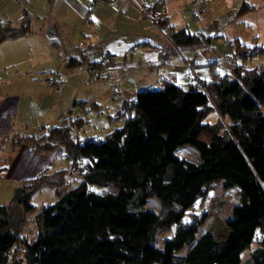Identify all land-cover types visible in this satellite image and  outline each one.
<instances>
[{
  "label": "trees",
  "instance_id": "obj_1",
  "mask_svg": "<svg viewBox=\"0 0 264 264\" xmlns=\"http://www.w3.org/2000/svg\"><path fill=\"white\" fill-rule=\"evenodd\" d=\"M204 28L171 27L167 53L207 45L212 33ZM31 30L26 14L0 22V41ZM228 42L224 71L215 69L213 56L201 63L210 69L208 78L191 74L180 83L160 73L156 86L120 102L109 118L122 123L102 136L72 134L81 117L34 134L38 150L61 144L70 161L16 185L10 201L0 203V264H242L244 248L246 264H264V45L237 37ZM256 54H263L261 60L249 63ZM209 109L217 113L214 122L203 119ZM184 143L195 147L196 161L175 154ZM83 157L90 162L82 165ZM220 179L223 187L237 186L238 200L223 218L228 233L197 235L219 207L221 199L208 189ZM45 185L56 198L37 210L34 230L22 232L25 219L15 224L11 205L31 210L33 194ZM151 195L157 210L136 208ZM206 196L199 214L182 217ZM172 226L157 246V232Z\"/></svg>",
  "mask_w": 264,
  "mask_h": 264
},
{
  "label": "crops",
  "instance_id": "obj_2",
  "mask_svg": "<svg viewBox=\"0 0 264 264\" xmlns=\"http://www.w3.org/2000/svg\"><path fill=\"white\" fill-rule=\"evenodd\" d=\"M239 1L109 0L91 7V0H0V22H15L23 14L32 21L29 33L0 41V171L23 181L45 170L67 167L70 160L63 145L41 151L31 139L33 135L41 134L51 125L68 123V117H81L71 128L72 134L81 135L79 123L88 121L93 111H99V102L106 101L105 108L113 109L106 111L109 118L122 100L131 97L137 88L149 86L147 82L156 79L155 72L185 83L194 73L193 64L188 56L182 57L181 63L171 61L177 52L169 49L167 53V32L171 27L202 30L217 17L223 20L225 29L218 26L215 33H209L210 38L223 36L228 41L237 37L246 43L264 45V21L258 23L252 13L264 7V0H247L250 7L243 13L235 10ZM141 4L150 6L148 14L139 11ZM238 23L244 31L237 29ZM80 42L83 52L79 49ZM105 51L114 53L115 60L99 64L98 71L114 73L117 94L107 81L86 82L89 69L83 58L100 61ZM71 57L74 59L69 65ZM74 60L78 62L72 65ZM53 73L61 79L60 90L45 84L46 77ZM210 75L207 66L203 75L197 76ZM75 83L84 85L82 90L86 94L73 96L77 107L69 108L66 115L65 106L70 103L62 88L71 85L75 89ZM75 108L77 116H72ZM58 155L66 160L55 166ZM14 183L9 182L12 186Z\"/></svg>",
  "mask_w": 264,
  "mask_h": 264
},
{
  "label": "rangeland",
  "instance_id": "obj_3",
  "mask_svg": "<svg viewBox=\"0 0 264 264\" xmlns=\"http://www.w3.org/2000/svg\"><path fill=\"white\" fill-rule=\"evenodd\" d=\"M249 7L250 6H248L247 0H244V1L240 0L239 5H238V7L235 8V10L238 9V11L240 13L241 12L243 13L244 11L249 9ZM240 8H241V10H240ZM252 13L256 17V19H258V23H262L264 21V7L261 6L258 10L253 11ZM229 16L227 15L226 17L228 18ZM195 19H196V17H195ZM209 23L206 24V28H204L205 33H215V31H217V29H218V26L222 27L223 30L225 29V26L223 24V20H218L217 17H216V19L210 20ZM235 25H236L237 29H241L240 31H242V30L244 31V28H243L241 23H238ZM248 34H249V32L247 33V35ZM206 44L207 45H204V44L200 45L197 49L198 51H196V52L192 48H188V47L182 48L181 51H177L175 54H173L174 56L172 57L171 61L173 63H181L183 61L182 57H184V59H185L188 56V57H190L188 59V61L195 62V63L199 62V64L198 63L193 64V67H192L193 71H194L193 74L202 76L203 71L207 70V66H208L206 64H201L202 61H205L207 59V57L208 58L213 57L214 54L217 53L218 61L214 62V65L216 66L215 69L217 68L218 71H220V72L224 71L226 69L227 65H229L228 64L229 59H228V57H226L223 54L229 52L232 48L229 45V42L223 36L222 37L221 36L220 37H218V36L214 37L213 36L212 38H210L208 43L206 42ZM211 47H212V49H211ZM186 53L188 55H186ZM208 54H210V55H208ZM262 55L263 54L254 55V57L252 58V60L249 61V63L256 62V59H258V58H259V60H261V58L263 57ZM160 65L163 66L162 64H160ZM152 74L149 73L148 76H152ZM155 75H156V79H154L150 82L149 81L147 82L149 86H156L157 85L156 81L159 79L160 73L155 72ZM74 85H75V89L70 88L71 85H69V86L67 85V87L62 88L63 95L66 97L67 101L70 103L69 106L68 105L65 106V114L66 115L71 110V109L69 110V108H72L73 106H76L78 104L76 102L73 103V96L74 95L75 96L76 95L84 96L86 94V92H84L82 90V88H85L84 85H79L77 83H75ZM80 91H82L81 94H80ZM91 94H93V93H91ZM88 97H90V96H88ZM99 103L101 105L99 111H93L92 117L88 121L83 120V122L79 123V126L81 128L78 130L81 132L82 137H84L86 134H89V133H92V134L97 135V136H102V135H104V133L106 131H109L114 126L120 125L122 123L121 118L119 120L118 119L110 120L108 118L106 111L109 110L110 108L109 109H108V107L105 108L106 107L105 105H107L106 101H103V102L101 101ZM75 110H77V109L75 108L73 110L72 116H77V113ZM80 110L81 109L79 107L78 111H80ZM111 111H113V109ZM203 119L206 121H209V122L216 121V119H217L216 111L213 109H209ZM69 120H70V117L67 118L68 122H69ZM225 120H228L227 117L225 118ZM79 131H78V133H79ZM74 134H76V133H74ZM174 152L178 156H182L183 158H186L188 160L196 161V156H195L196 155V149L193 145H191L189 143H184V144L178 146ZM64 157L65 156H63V155H58L56 157V160H55V163H56L55 166L63 165V163H65V160H66ZM65 177H66V180H71V181L74 180V179H72V176L66 172H65ZM11 180L15 181L13 186L9 184V182H11ZM25 181L26 180H23V181L20 179L17 180L16 176H13V177L8 176V175H6V173H3L0 171V203L9 202L12 195H13L15 186L18 184H22ZM221 182H222V180L220 179L212 187H210L208 189V195H211V194L217 195L221 199V202L219 204L217 211L212 216H209L203 223L200 224L197 235L202 233L204 230H208L214 235V237L224 238L228 233V228L224 225L223 218L230 215V207L233 203L237 202L238 193L236 190V188H237L236 185L223 187ZM16 183H18V184H16ZM207 197L208 196H206L203 200H201L200 197H197L195 199V201L193 202V204L191 206H189V208L187 209V212L184 213V215L182 217L184 219L185 218L191 219L194 217L193 214H196V215L199 214L200 211L204 208V205L206 204ZM55 198H56V195H55V192L53 190V187H50L49 185H45V186L41 187L39 190H37L33 194L32 198H31V203L34 204V207L31 210L25 211L22 209L21 206L19 208H17L15 203H12V205H11L12 219H13L12 221L15 224H20V222L25 219V221H23L21 223V224H23V226L21 227L22 232L30 233L29 231L34 230V229H30V228L35 227V225H34L35 221L33 218H34V215L37 212V210L40 209V207L42 206L43 203H45V204L50 203V202L54 201ZM136 208H150L153 210H157L158 209V200L154 195L148 196L146 201H144V203L138 204ZM173 228L174 227L172 226L171 228H166L164 230L162 229V230L158 231L156 236H155L154 243L157 246L161 247L163 237L170 235V233L173 231ZM258 233H259V230L256 229L255 234L258 235ZM253 242L254 241H252L250 245H253L254 244ZM247 255H248V248H244L240 253V258H241L242 264H246V262H244V258ZM181 264H184V263H181Z\"/></svg>",
  "mask_w": 264,
  "mask_h": 264
},
{
  "label": "built area",
  "instance_id": "obj_4",
  "mask_svg": "<svg viewBox=\"0 0 264 264\" xmlns=\"http://www.w3.org/2000/svg\"><path fill=\"white\" fill-rule=\"evenodd\" d=\"M109 0H91V4L90 6L92 7L93 4L96 3H102V2H107ZM90 7V8H91ZM139 11L142 14H148L149 10H150V6L148 4H141L138 6ZM87 19H89L90 16L86 15ZM195 19V18H194ZM79 49L82 50V43L80 42L79 44ZM116 55L112 52L109 51H105L102 53L101 57H100V61L95 60V62L97 61L98 63H111L115 60ZM84 62L87 65V68L89 69V76L86 80V82L88 84L93 83L95 80L101 79L104 81H107L109 83V85L111 86L112 92L114 94H117L118 91V84H117V79L114 76V73L111 70H107L104 74L100 73L98 71V64L95 63L90 57H85L84 58ZM46 84L53 86L56 90H60V83H61V79L57 78L56 74H50L48 77H46L45 79ZM188 81L190 83H193L195 80L193 77L188 78ZM69 169L71 171H77L79 170L78 166L74 165V164H70L69 165Z\"/></svg>",
  "mask_w": 264,
  "mask_h": 264
},
{
  "label": "water",
  "instance_id": "obj_5",
  "mask_svg": "<svg viewBox=\"0 0 264 264\" xmlns=\"http://www.w3.org/2000/svg\"><path fill=\"white\" fill-rule=\"evenodd\" d=\"M89 162H90V160L87 157L82 158V165L89 163Z\"/></svg>",
  "mask_w": 264,
  "mask_h": 264
}]
</instances>
